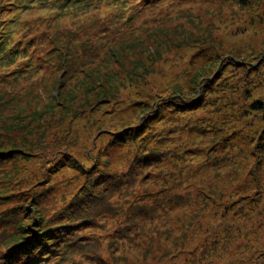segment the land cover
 <instances>
[{"label":"rangeland","instance_id":"obj_1","mask_svg":"<svg viewBox=\"0 0 264 264\" xmlns=\"http://www.w3.org/2000/svg\"><path fill=\"white\" fill-rule=\"evenodd\" d=\"M47 1L64 24L92 7ZM239 2L138 0L120 37L90 20L93 51L0 113V262L41 216L50 251L20 264H264V0Z\"/></svg>","mask_w":264,"mask_h":264},{"label":"trees","instance_id":"obj_2","mask_svg":"<svg viewBox=\"0 0 264 264\" xmlns=\"http://www.w3.org/2000/svg\"><path fill=\"white\" fill-rule=\"evenodd\" d=\"M6 3L7 0H0ZM81 4H86L88 1L91 3V8L81 14L83 19L78 18L72 23H60L59 19H52V13L47 11H42V16L36 19H29V17L37 13L32 10L28 14V18L23 16L19 17L17 20L13 21L8 18L6 26L3 25L4 22L0 20V113L5 111H10L8 107L13 103H21L24 99L20 98L24 94V89L31 85H39L46 78L43 69L48 67L50 63L54 60H63L69 53L72 56V62L79 57L86 55L93 51V49L88 45V48H81L78 51L76 42H78L77 34L78 29H82L90 20L98 22L99 25L105 26L107 31L112 30L113 33H117L120 36H124L128 33L133 34L132 27L129 26L126 18L119 16L122 11L123 13L128 11L130 14L137 12L138 0H132L135 6H130L129 0L127 3L123 1L124 5L121 9V5L116 3L109 4L107 2L113 0H105L106 2H98V0H79ZM101 1V0H99ZM156 3H162V0H153ZM252 0H240V5L246 7L250 4ZM53 3H57V0H52ZM14 6V4H8L7 6ZM15 7H19L15 4ZM135 7V8H134ZM109 8V9H108ZM110 8L117 10H110ZM9 11V10H8ZM114 11H119L116 14ZM2 9L0 7V18ZM13 22V27L11 28L10 22ZM78 26V27H77ZM77 27V29H76ZM72 49L73 52L70 51ZM29 61V69L20 71L24 61ZM71 61V59H70ZM6 62V63H5ZM5 68V69H3ZM42 72V74H41ZM23 82H26L27 86H23ZM27 98V97H26ZM200 99L195 100L193 103L189 104L190 107L198 103ZM179 104L187 106L185 102L179 101ZM194 104V105H193ZM251 109L255 111H264V104L262 102H255L251 105ZM149 121V120H148ZM147 121L142 125H146ZM125 137L118 140V143H124ZM161 155V152L157 155ZM1 159L3 158L0 156ZM75 168L79 171L85 172V167L78 161H75ZM122 179H120V182ZM117 184V183H116ZM86 193L88 191H85ZM86 193L83 195L85 196ZM80 202L76 206H79ZM76 213L80 214L79 208ZM34 227L36 229L31 230L30 227L21 230V233L16 238L17 242L13 243V254L5 260L0 262V264H20L19 261L16 262L14 257L21 255L23 260L34 257L36 252L42 249L43 252H49V245L45 247L44 236L47 233V226L44 225V220L40 216L37 218ZM54 230V229H52ZM63 236V234L61 235ZM58 243V242H57ZM38 253L35 256H40ZM5 260V261H4ZM42 258H35V261L28 264H40ZM22 264H27L23 263Z\"/></svg>","mask_w":264,"mask_h":264}]
</instances>
